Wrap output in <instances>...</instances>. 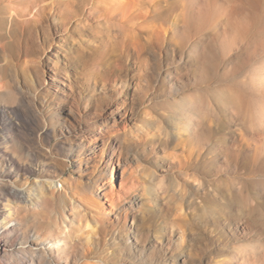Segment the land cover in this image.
<instances>
[{
  "label": "clouds",
  "instance_id": "1",
  "mask_svg": "<svg viewBox=\"0 0 264 264\" xmlns=\"http://www.w3.org/2000/svg\"><path fill=\"white\" fill-rule=\"evenodd\" d=\"M4 264H264V0H0Z\"/></svg>",
  "mask_w": 264,
  "mask_h": 264
},
{
  "label": "rangeland",
  "instance_id": "2",
  "mask_svg": "<svg viewBox=\"0 0 264 264\" xmlns=\"http://www.w3.org/2000/svg\"><path fill=\"white\" fill-rule=\"evenodd\" d=\"M4 163V170L2 172H0V179H6V180H10L12 179L13 173H11L8 170V167L6 165V162ZM0 192H7L9 195H11L13 198L15 199H22L23 194L19 191H17V189L11 188L8 185H4V184H0ZM0 220H4V213L3 211H0ZM7 224H6V223ZM4 223H0V237L4 236L6 233H8L11 228H12V224L8 221L5 220ZM0 264H4V261L2 259H0Z\"/></svg>",
  "mask_w": 264,
  "mask_h": 264
},
{
  "label": "bare ground",
  "instance_id": "3",
  "mask_svg": "<svg viewBox=\"0 0 264 264\" xmlns=\"http://www.w3.org/2000/svg\"><path fill=\"white\" fill-rule=\"evenodd\" d=\"M5 223H6V222H5ZM6 224H7V223H6ZM0 227H1V226H0ZM1 231H2V230H1ZM1 231H0V232H1ZM0 235H1V234H0Z\"/></svg>",
  "mask_w": 264,
  "mask_h": 264
}]
</instances>
